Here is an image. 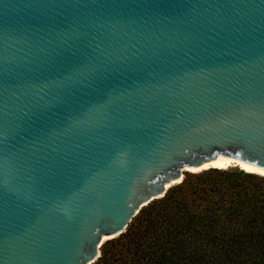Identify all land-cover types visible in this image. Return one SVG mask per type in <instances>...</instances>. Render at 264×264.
I'll list each match as a JSON object with an SVG mask.
<instances>
[{
    "label": "water",
    "instance_id": "water-1",
    "mask_svg": "<svg viewBox=\"0 0 264 264\" xmlns=\"http://www.w3.org/2000/svg\"><path fill=\"white\" fill-rule=\"evenodd\" d=\"M219 156L264 167V0H0V264H94Z\"/></svg>",
    "mask_w": 264,
    "mask_h": 264
},
{
    "label": "trees",
    "instance_id": "trees-1",
    "mask_svg": "<svg viewBox=\"0 0 264 264\" xmlns=\"http://www.w3.org/2000/svg\"><path fill=\"white\" fill-rule=\"evenodd\" d=\"M94 264H264V175L187 171L106 240Z\"/></svg>",
    "mask_w": 264,
    "mask_h": 264
},
{
    "label": "bare ground",
    "instance_id": "bare-ground-1",
    "mask_svg": "<svg viewBox=\"0 0 264 264\" xmlns=\"http://www.w3.org/2000/svg\"><path fill=\"white\" fill-rule=\"evenodd\" d=\"M230 166H238L244 170L250 171V172H255L264 175V167H261L255 163H251L248 161H244L242 159H238L232 156H219L216 159L212 161H207L203 163L200 166L197 167H190L187 169V171H199L205 168H210V167H217V168H227ZM183 176L175 180L173 183H179L183 180Z\"/></svg>",
    "mask_w": 264,
    "mask_h": 264
}]
</instances>
